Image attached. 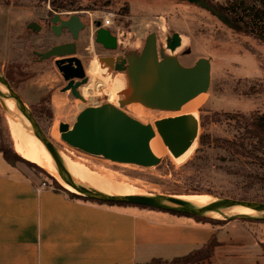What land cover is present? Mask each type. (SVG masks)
Segmentation results:
<instances>
[{
	"label": "rangeland",
	"instance_id": "374dc122",
	"mask_svg": "<svg viewBox=\"0 0 264 264\" xmlns=\"http://www.w3.org/2000/svg\"><path fill=\"white\" fill-rule=\"evenodd\" d=\"M209 1L213 5L229 7V0ZM250 2L251 6H258V3ZM105 3L106 0L88 5L85 3L89 7L86 11L63 13L68 14L63 17L76 14L85 24V29L75 42V55L81 61L88 79L86 87L79 89L84 98L88 102L93 84L91 73L100 80L97 75L99 57L139 54L150 33L156 35L157 49L160 50L164 48L166 39L177 32L182 45L172 55L183 66H192L199 58L210 59L208 90L190 99H194L191 102L194 103L193 107L181 106L175 112L150 110L139 104L126 106L122 111L143 124L153 126L155 121L164 118L197 114L203 125V142L188 160L190 154L176 159L163 145L165 149L157 157L159 164L149 168L113 163L69 147L60 136L54 135V131L57 129L58 132L60 123L72 126L79 112L90 107V104L74 98L70 91L61 92L66 83L53 59L40 61L34 54L44 53L53 46L69 41V38L56 37L49 31L51 17L48 16V3L42 0H0V73L11 79L14 91L28 107L59 156L61 154L69 162L95 174L106 187L113 190L127 189L138 194L167 198L204 196L212 201L231 199L264 203V186L250 183V175H264V169L220 146V141L235 140L242 135L237 125L224 120L220 114L247 115L252 111L264 114V45L238 31L225 19L220 20L193 0H112L108 6ZM108 16L113 20V32L118 40L117 49L113 51L104 50L96 44L93 35L92 22ZM239 18L253 23L257 28L261 26L258 20L252 22L247 12L241 11ZM30 23H36L40 30H30ZM165 54L171 55L169 51ZM90 62L91 66L88 67ZM120 74L112 71L111 77ZM124 97H120V100ZM4 100L0 98V136L12 144ZM103 104L106 102L99 106ZM41 108L44 110L40 112ZM52 133L53 137L50 135ZM21 142L26 148L24 138H21ZM18 164L52 186L53 175L47 170L38 165L39 169ZM243 220L256 224L258 229L263 228L264 233L263 222Z\"/></svg>",
	"mask_w": 264,
	"mask_h": 264
},
{
	"label": "water",
	"instance_id": "95a60500",
	"mask_svg": "<svg viewBox=\"0 0 264 264\" xmlns=\"http://www.w3.org/2000/svg\"><path fill=\"white\" fill-rule=\"evenodd\" d=\"M193 1L202 4L217 18L225 19L229 23L226 17L220 15L203 1ZM94 26L96 27L95 43L104 50H116V36L110 30L101 27L100 21L94 22ZM28 28L33 32L40 30V26L36 23H30ZM49 28L55 36H61L65 32L72 36L73 41H77L80 32L85 29V24L76 14L66 18H63L61 14H54L50 19ZM181 44L180 34L173 32L166 39L164 48L158 50L156 35L150 33L146 36L139 54L126 53L123 56L101 58L103 62L112 67L114 72L126 74L129 81L128 94L118 101V107L108 103L96 107L90 106L79 112L72 126L60 123L58 127L60 139L73 149L88 155L102 157L113 163L143 168L158 165L159 159L153 157L148 149V141L154 136V130L130 117L122 109L131 104H139L150 110L175 112L192 97L208 90L211 74L210 59L199 58L192 66H183L178 58L172 55ZM166 51H169L171 55L165 54ZM75 53L76 44L74 42L53 46L44 53L34 52L40 61L56 59L54 64L66 82L61 92L70 91L74 98L84 102L79 89L87 84L88 79L81 61L73 56ZM0 87L27 119L34 136L63 170L68 185L76 191L75 195L95 202L122 203L162 212L200 217H209L203 213H208L224 205H232L233 208H246L256 213L253 216L233 218L254 219L264 223L263 202L218 199L214 202L200 204L189 202L181 197L115 195L79 189L63 159L41 130L28 107L1 73ZM0 98H3L1 94ZM3 106L6 109L4 101ZM202 126L197 114H184L154 122L155 131L172 156L182 159L185 155L190 154L187 160L201 144ZM214 219L226 220L227 218Z\"/></svg>",
	"mask_w": 264,
	"mask_h": 264
},
{
	"label": "crops",
	"instance_id": "0c3cea01",
	"mask_svg": "<svg viewBox=\"0 0 264 264\" xmlns=\"http://www.w3.org/2000/svg\"><path fill=\"white\" fill-rule=\"evenodd\" d=\"M41 182L0 154V264H172L212 238L211 257L195 264H264L263 228L246 220L101 204Z\"/></svg>",
	"mask_w": 264,
	"mask_h": 264
},
{
	"label": "trees",
	"instance_id": "16d2710c",
	"mask_svg": "<svg viewBox=\"0 0 264 264\" xmlns=\"http://www.w3.org/2000/svg\"><path fill=\"white\" fill-rule=\"evenodd\" d=\"M45 3H48L50 10L48 11V16L52 17L58 13H67V12H80L86 11L89 9L87 6L89 3L97 2L100 0H42ZM109 1L106 0V6L109 5ZM206 3L209 7L213 8L216 12L220 15L226 17L231 25H233L238 31L247 34L255 41L259 42L260 44L264 45V0H252L253 3H258V6L253 5L251 6V0H229L228 5L229 7H223L221 5H213L209 0H200ZM87 3V5H84ZM126 10L128 8L124 7ZM248 13V16L252 18V22L258 20L261 23L260 27L257 28L253 23L241 21L239 18L240 12ZM6 80L12 86L13 90L14 87L12 85L11 79L5 75ZM44 109L41 108L40 112ZM224 120L231 121L237 127L242 130V135L238 139L235 140H222L220 141L221 147L226 148L228 151H232L234 154L239 155L245 159L253 161L257 163L261 168L264 169V114H260L257 111H252L249 114H242V113H222L220 114ZM218 121V118H217ZM203 139L201 141V144ZM0 154L4 158V160L10 164L15 165L16 163H24L30 167H34L39 169L36 164L30 163L23 159L20 155H18L14 149L13 143L6 141L2 136H0ZM251 184L264 186V175H250ZM52 187L66 192L71 198L83 199L92 201L87 198H83L80 196L75 195L64 189L57 180L52 177ZM101 204H108V205H118L124 206L129 204H122V203H103L98 202ZM134 206V205H130ZM141 208H145L139 206ZM175 215L180 216H188L192 217L198 221L207 222V223H222V220L219 219H211L205 218L200 216H190L185 214L179 213H172ZM217 246V242L214 238L209 240L202 248L189 253L188 255L177 258L171 261L172 264H195L200 263L203 261L209 260L212 255L213 249ZM161 263L158 260H152L147 264H159Z\"/></svg>",
	"mask_w": 264,
	"mask_h": 264
},
{
	"label": "bare ground",
	"instance_id": "6f19581e",
	"mask_svg": "<svg viewBox=\"0 0 264 264\" xmlns=\"http://www.w3.org/2000/svg\"><path fill=\"white\" fill-rule=\"evenodd\" d=\"M97 61L99 65L97 75L100 80H98L96 76L91 73V79L93 81V84L90 87L91 89L89 97H86L89 100L87 102V100L84 98V94L81 93L79 90L82 100L93 107L99 106L103 101L108 104H112L115 107H118V101L120 100V97L128 94L129 92L128 77L124 73H121L122 75H115L111 77L113 71L112 67L103 62L101 60V57H99ZM84 87L86 86L84 85ZM81 88L82 87H80V89ZM0 94L2 95L3 99H5L4 101L7 106L5 112L7 115L9 128L12 133V139L14 142L13 144L16 153L27 161L32 162L50 172L64 189L75 194L76 191L70 185H68L67 178L63 170L55 163V161L47 153V151L44 149L39 140L34 136L32 128L27 119H25L23 114L16 108L14 102L10 99V97L4 94L1 87ZM193 100L194 99L184 103L182 107H193L194 103H191L193 102ZM146 126L151 128L155 132V128L153 125L147 124ZM56 130L54 131V135L59 137L60 135ZM50 135H52V137L54 136L53 133ZM21 138H24L26 148H24V146L22 145ZM163 145L164 144H162L161 138L156 133L152 138L149 139L148 149L153 157L157 158L162 155V152L160 151L165 149ZM60 157L65 162L66 168L70 173L73 181L81 190L96 191L103 194L115 195L138 194L134 191H130L127 189L113 190L109 188V186L106 187L104 185L105 183L103 182V180L98 177L96 178L94 176L95 174L92 175L87 169L79 167L72 162H69L68 159L61 154ZM138 195L143 194L140 193ZM181 198L192 203L200 204L214 202L208 197L204 196H191ZM203 214L213 218H233L240 216H253L256 213L246 208H233L232 205H224L218 209Z\"/></svg>",
	"mask_w": 264,
	"mask_h": 264
},
{
	"label": "built area",
	"instance_id": "2783aa9c",
	"mask_svg": "<svg viewBox=\"0 0 264 264\" xmlns=\"http://www.w3.org/2000/svg\"><path fill=\"white\" fill-rule=\"evenodd\" d=\"M58 14H61V16L63 17L64 15H68V14H63V13H58ZM68 17V16H67ZM96 22V21H94ZM94 22H92L93 24V29H94V33L96 31V27L94 26ZM100 23H101V27L103 28H106L108 30H110V32L114 35V32H113V20L111 18V16H108V17H104L103 19L100 20ZM93 33V35H94ZM117 38V37H116ZM118 41V40H117ZM51 185L46 183V182H41L38 186V188H47V187H50Z\"/></svg>",
	"mask_w": 264,
	"mask_h": 264
},
{
	"label": "flooded vegetation",
	"instance_id": "af4514ba",
	"mask_svg": "<svg viewBox=\"0 0 264 264\" xmlns=\"http://www.w3.org/2000/svg\"><path fill=\"white\" fill-rule=\"evenodd\" d=\"M63 18H66V17H63ZM49 31H50V28H49ZM51 32V31H50ZM51 34H53L52 32H51ZM54 35V34H53ZM55 36V35H54ZM56 37H68L69 38V41H64V42H62L61 44H64V43H72V42H76V41H73V39H72V36L70 35V34H68V33H65V32H63L62 33V35L61 36H56ZM76 44V43H75ZM77 46V45H76ZM74 57H76V55L74 54L73 55ZM77 58V57H76ZM56 59H53V62L55 61ZM91 66V62L89 63V65H88V67H90ZM88 70L89 69H87V75L89 76V74H88ZM66 83V82H65Z\"/></svg>",
	"mask_w": 264,
	"mask_h": 264
}]
</instances>
